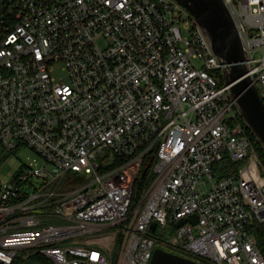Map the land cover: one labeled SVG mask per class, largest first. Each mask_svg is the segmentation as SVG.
Masks as SVG:
<instances>
[{"label": "built area", "instance_id": "built-area-1", "mask_svg": "<svg viewBox=\"0 0 264 264\" xmlns=\"http://www.w3.org/2000/svg\"><path fill=\"white\" fill-rule=\"evenodd\" d=\"M223 1L264 105V0ZM218 72L173 0H0V148L43 160L0 180V264H150L157 247L264 264V165ZM224 160L241 165L217 178Z\"/></svg>", "mask_w": 264, "mask_h": 264}, {"label": "water", "instance_id": "water-1", "mask_svg": "<svg viewBox=\"0 0 264 264\" xmlns=\"http://www.w3.org/2000/svg\"><path fill=\"white\" fill-rule=\"evenodd\" d=\"M185 7L207 36L221 64V76L235 110L264 154V105L248 75L245 52L236 24L223 0H173ZM197 224V215L176 222ZM157 222L150 229L155 231ZM29 264H43L29 261ZM150 264H203L157 247Z\"/></svg>", "mask_w": 264, "mask_h": 264}, {"label": "rangeland", "instance_id": "rangeland-1", "mask_svg": "<svg viewBox=\"0 0 264 264\" xmlns=\"http://www.w3.org/2000/svg\"><path fill=\"white\" fill-rule=\"evenodd\" d=\"M43 160L31 149L22 147L13 153L5 152L0 148V180H6L10 174L19 168H41ZM152 181V180H150ZM139 200V197L136 201ZM174 228H159L155 235L164 239L168 234H173ZM169 251V250H168Z\"/></svg>", "mask_w": 264, "mask_h": 264}, {"label": "trees", "instance_id": "trees-1", "mask_svg": "<svg viewBox=\"0 0 264 264\" xmlns=\"http://www.w3.org/2000/svg\"><path fill=\"white\" fill-rule=\"evenodd\" d=\"M218 79H219V83L221 85H223L224 83H223V79H222L220 72H218ZM248 133H249L251 139L254 141L258 155L260 157V160L264 165V154H263L262 150L260 149L259 145L256 143L253 136L251 135V133L249 132V130H248ZM105 155H109V152H106ZM240 165L241 164H239V163H233L229 160H224L221 163L215 165V167H214V170L216 171L215 176L217 178H219L223 174L228 172L230 169H237ZM150 180H152V177L148 175V170H146L144 172L143 176H141V181L136 183V185H137V187H136V189H137L136 199L139 197L142 189L151 182ZM252 234L256 240L257 245L259 246V248L261 249V251L264 254V223L263 224H255L252 227ZM30 258L33 261L41 262L43 264H48L47 261L44 258H42L41 256L32 255Z\"/></svg>", "mask_w": 264, "mask_h": 264}]
</instances>
